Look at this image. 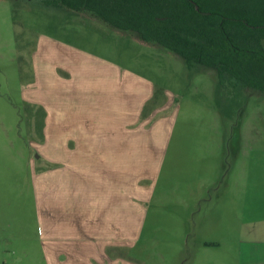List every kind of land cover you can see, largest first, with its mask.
<instances>
[{
	"label": "rangeland",
	"instance_id": "374dc122",
	"mask_svg": "<svg viewBox=\"0 0 264 264\" xmlns=\"http://www.w3.org/2000/svg\"><path fill=\"white\" fill-rule=\"evenodd\" d=\"M217 85L215 70H188L88 12L0 0V264H28L38 246L29 237L46 190L34 156L67 140L74 150L88 135L110 143L118 178L125 157L131 167L114 198L131 205L133 264H205L204 240L224 237L211 264H236L238 228L264 189V95ZM239 128L257 142L238 145Z\"/></svg>",
	"mask_w": 264,
	"mask_h": 264
},
{
	"label": "crops",
	"instance_id": "0c3cea01",
	"mask_svg": "<svg viewBox=\"0 0 264 264\" xmlns=\"http://www.w3.org/2000/svg\"><path fill=\"white\" fill-rule=\"evenodd\" d=\"M96 129L100 130L101 126L91 124L87 128ZM239 129L238 145L257 142L254 131ZM72 141L48 146L44 160L34 156L35 167L38 160L44 163L45 172L40 177L44 179L46 191L44 201L37 202L39 220L34 223V236L30 235L29 241L36 237L38 246L28 251V264H133L131 205H118L114 198L117 179L121 187H127V181L131 183V167L125 157L121 168L124 178L120 179L119 164L108 147L110 143L88 135L75 139L76 148L70 150L68 145ZM39 165L43 168V164ZM257 190L259 197L249 205L252 213L242 219L237 243L231 247L236 264H264V189ZM18 222L13 220L12 225L18 227ZM12 225L10 221L6 227L12 228ZM203 225L206 231L212 225L210 214L205 216ZM193 236L197 239L198 234ZM225 239L204 240L205 264L212 262L209 252L214 249L220 253L224 249ZM215 262L227 264L225 260ZM14 264L25 263L17 260ZM189 264H198V258H190Z\"/></svg>",
	"mask_w": 264,
	"mask_h": 264
},
{
	"label": "trees",
	"instance_id": "16d2710c",
	"mask_svg": "<svg viewBox=\"0 0 264 264\" xmlns=\"http://www.w3.org/2000/svg\"><path fill=\"white\" fill-rule=\"evenodd\" d=\"M88 12L179 55L188 70L216 71L217 87L264 95V0H44Z\"/></svg>",
	"mask_w": 264,
	"mask_h": 264
}]
</instances>
